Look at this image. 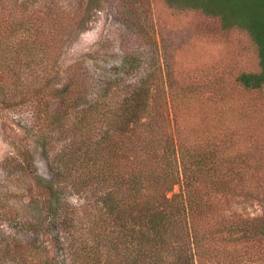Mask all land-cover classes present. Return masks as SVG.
Returning <instances> with one entry per match:
<instances>
[{
	"label": "trees",
	"instance_id": "16d2710c",
	"mask_svg": "<svg viewBox=\"0 0 264 264\" xmlns=\"http://www.w3.org/2000/svg\"><path fill=\"white\" fill-rule=\"evenodd\" d=\"M93 1L0 0L1 76L12 36L28 32L19 44L23 56L48 52L53 42L55 63ZM165 1L219 18L224 29L245 30L257 46L260 71L243 73L238 82L246 90L264 88V0ZM8 18L16 23L8 25ZM138 62L128 54L123 68L128 73ZM158 74L160 84L150 73L83 109L71 139L47 156L48 179L34 172L32 153L20 151L23 167L35 173L44 194L39 264H61L57 251L65 252L67 264H264V212L245 217L222 209L240 198L264 208V156L235 147L233 128L243 123L192 119L218 106L191 103L187 89L177 91ZM58 93L65 112L48 120L63 126L78 109L82 88L69 82ZM176 186L179 193L170 197ZM68 189L88 201L65 203ZM15 213L0 202V219L17 220ZM47 243L58 246L51 259ZM2 250L7 264H25L13 241L0 243V255Z\"/></svg>",
	"mask_w": 264,
	"mask_h": 264
},
{
	"label": "rangeland",
	"instance_id": "374dc122",
	"mask_svg": "<svg viewBox=\"0 0 264 264\" xmlns=\"http://www.w3.org/2000/svg\"><path fill=\"white\" fill-rule=\"evenodd\" d=\"M8 20V25L16 23ZM25 35L9 39L6 74H0V202L14 208L17 217L0 219V243L13 241L25 264H39L36 250L45 241L40 225L44 194L34 174L49 178L47 156L57 155L71 139L83 109L150 73L155 84L162 72L164 83L171 82L177 91L187 89L191 103L218 106V111L198 112L192 119L243 123L233 128L235 147L264 156V88L246 90L238 82L241 74L260 71L257 46L245 30L224 29L219 18L178 9L165 0H95L55 63L53 42L48 52L21 55ZM128 54L138 58L139 67L127 73L123 62ZM69 82L82 88L78 109L70 112L65 125H51V116L65 112L58 90ZM21 150L32 153L34 174L23 167ZM179 191L176 186L169 196ZM63 200L72 206L88 201L70 189ZM222 209L245 217L264 212L262 203L241 198L224 202ZM45 245L51 259L58 246ZM2 253L0 264H7L9 258ZM56 254L61 264L68 263L65 252Z\"/></svg>",
	"mask_w": 264,
	"mask_h": 264
}]
</instances>
